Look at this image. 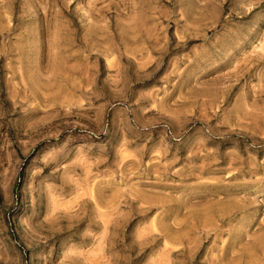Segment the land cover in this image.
<instances>
[{"label":"rangeland","instance_id":"obj_1","mask_svg":"<svg viewBox=\"0 0 264 264\" xmlns=\"http://www.w3.org/2000/svg\"><path fill=\"white\" fill-rule=\"evenodd\" d=\"M0 264H264V0H0Z\"/></svg>","mask_w":264,"mask_h":264}]
</instances>
